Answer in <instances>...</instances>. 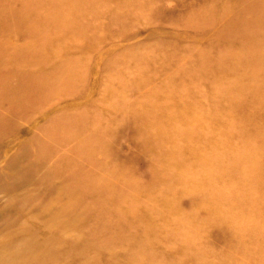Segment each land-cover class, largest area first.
Here are the masks:
<instances>
[{
	"label": "rangeland",
	"instance_id": "obj_1",
	"mask_svg": "<svg viewBox=\"0 0 264 264\" xmlns=\"http://www.w3.org/2000/svg\"><path fill=\"white\" fill-rule=\"evenodd\" d=\"M0 264H264V0H0Z\"/></svg>",
	"mask_w": 264,
	"mask_h": 264
}]
</instances>
